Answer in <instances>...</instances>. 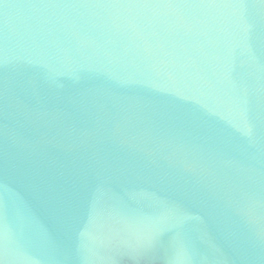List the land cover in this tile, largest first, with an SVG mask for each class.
<instances>
[{"label":"water","instance_id":"1","mask_svg":"<svg viewBox=\"0 0 264 264\" xmlns=\"http://www.w3.org/2000/svg\"><path fill=\"white\" fill-rule=\"evenodd\" d=\"M110 3L216 7L31 8ZM182 248L264 264V0H0V264H178Z\"/></svg>","mask_w":264,"mask_h":264},{"label":"clouds","instance_id":"2","mask_svg":"<svg viewBox=\"0 0 264 264\" xmlns=\"http://www.w3.org/2000/svg\"><path fill=\"white\" fill-rule=\"evenodd\" d=\"M5 13L7 15L11 5L4 4ZM215 5H177L169 3H110V4H94V5H38L31 8L40 15L63 13L70 9L84 8L95 15H108L116 17H146V18H162L170 16H183L188 14V9H200L204 14H211V9ZM32 64L34 61L30 58L26 60ZM76 75V73H73ZM157 76H163V73H157ZM78 78V76H77ZM124 83H135V77H127ZM159 230V229H157ZM4 252L6 256H10L14 261L19 259L15 249L5 244ZM190 259L186 248L181 249V255L178 258V264H186Z\"/></svg>","mask_w":264,"mask_h":264}]
</instances>
